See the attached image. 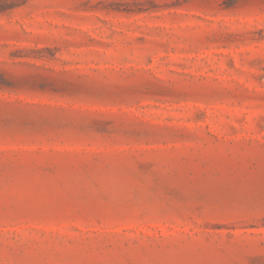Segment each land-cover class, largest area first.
<instances>
[{"label":"rangeland","instance_id":"rangeland-1","mask_svg":"<svg viewBox=\"0 0 264 264\" xmlns=\"http://www.w3.org/2000/svg\"><path fill=\"white\" fill-rule=\"evenodd\" d=\"M0 264H264V0H0Z\"/></svg>","mask_w":264,"mask_h":264}]
</instances>
